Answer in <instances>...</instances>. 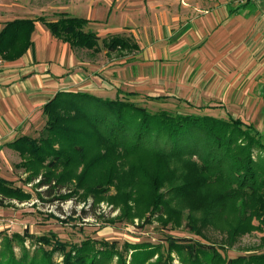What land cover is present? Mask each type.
<instances>
[{"label": "trees", "instance_id": "16d2710c", "mask_svg": "<svg viewBox=\"0 0 264 264\" xmlns=\"http://www.w3.org/2000/svg\"><path fill=\"white\" fill-rule=\"evenodd\" d=\"M58 17L55 21L38 17L8 22L0 31V61L19 60L34 47L36 22L74 50L97 53L102 46L112 52L140 50L131 37L112 35L101 40L88 30V19L66 13ZM44 117L46 124L38 137L23 136L7 145L22 159L16 168L27 174L26 183L41 177L36 187L69 190L59 199L83 191V201L90 196L96 204L116 185L119 193L110 201L124 206L125 219L138 217L151 224L164 209L167 218L161 215L159 219L166 228L189 211L192 231L204 235L203 230L212 226L222 240L190 244L169 236L168 249L162 252L161 245L151 243H125V250L120 251L116 242L86 240L73 245L43 236L38 242L52 250L39 248L32 254L25 241L33 236L14 234L4 239L0 264H60L54 259L57 253L63 257L61 264H112L115 258L117 264H174V253L181 264H264V254L230 259L221 252L244 234L264 227V134L254 125L233 117L166 110L153 114L127 100L71 92H59L47 103ZM149 160L156 165L147 164ZM166 185L172 190L169 202L160 194ZM31 198L0 177V207ZM254 219L260 225L255 226ZM15 241L22 249L19 258ZM158 254V260L151 263Z\"/></svg>", "mask_w": 264, "mask_h": 264}, {"label": "crops", "instance_id": "0c3cea01", "mask_svg": "<svg viewBox=\"0 0 264 264\" xmlns=\"http://www.w3.org/2000/svg\"><path fill=\"white\" fill-rule=\"evenodd\" d=\"M145 1L67 0L59 12L88 19V30L101 40L120 34L135 39L140 50L134 53L103 46L97 53L74 50L36 22L34 47L19 60L1 61L0 169L7 156L18 155L8 144L40 133L44 107L59 92L110 100L130 93L183 102L190 97L197 108H208L205 114L218 118H225L219 107L228 109L233 98L240 104L257 97L260 108L247 124L264 133V1L147 0L152 21ZM23 6V0H0V31L24 19ZM145 33H153L155 40L144 44Z\"/></svg>", "mask_w": 264, "mask_h": 264}, {"label": "rangeland", "instance_id": "374dc122", "mask_svg": "<svg viewBox=\"0 0 264 264\" xmlns=\"http://www.w3.org/2000/svg\"><path fill=\"white\" fill-rule=\"evenodd\" d=\"M66 1L67 0H23L24 6L20 17H45L49 21H55L59 18V12L62 10V5L67 3ZM145 3L147 6L145 14L149 17L151 16L150 20L152 21L153 14L149 11L147 0ZM138 14L143 16V13ZM144 25L146 26V23ZM144 37H146L144 44H149L151 41L155 40V35L153 33H145ZM177 99L176 97H169L158 101H151L147 97L137 96L131 93L123 98L124 101L127 100L137 104V106L145 108L153 114L166 110L173 114L207 115L205 113L208 108H197L198 106L194 105L193 102L195 101L194 98L188 97L190 100L189 102L178 101ZM234 99L235 98L232 100L233 105L227 104L229 106L228 109L222 102H219L220 99L217 100L218 104L224 106L219 107L220 115L225 117L224 119L229 118L226 113L230 112L229 114L232 115L234 119H240L247 123L250 121L249 116L252 111L254 109L259 110L260 108L259 98L257 97L243 98L240 104ZM250 100L252 102L248 103ZM215 108H218V106ZM223 108H225L226 113L223 111ZM234 111L239 115L234 113ZM253 120L254 119H252V121ZM33 137H38V135L35 134ZM194 160H196V158H194ZM21 161L22 159L19 154L13 157L7 156L2 165L4 167L0 169V175L2 174V178L11 182L14 187L20 188L24 192L31 194L32 198L23 203L11 201L6 204L5 207H1L2 210H4L0 217L12 221V226L0 233V250H2L5 244V237L12 238L14 234L24 235L23 237H25L27 233L29 236H33L32 238H26L25 241L26 247L32 254L39 250V248L45 251L52 250L51 246L42 245L38 242L37 238L43 236H55L57 240L73 245H79L86 240L106 241L110 243L116 242L119 244L120 251L125 250L123 247L125 243H151L154 245H161L163 247L162 252H166L168 249L167 240L169 236L185 239V241L190 244H193L195 241L207 243L209 239L213 242L212 244H217L214 242L220 243L222 240V235L219 230H216L212 226H208L203 230L204 235H198L197 232L192 231L188 226L189 211H186L185 215L180 220H177V222L169 223L166 228L162 226L159 219L161 215L164 219L167 218L164 209L160 212L161 215L156 216L151 224H146L145 219L141 220L138 217L129 220L125 219L124 206L116 205L110 201L111 197L117 196L119 193L116 185L109 187V192L103 194V200L99 204H96L95 198L90 196L83 201V191H80V194L78 193L75 197L59 199V196L67 194L69 190L60 187H57L55 190H48V187H36L41 181V177L34 180L32 183H26L27 174L24 173V170L16 168V165L20 164ZM147 164L150 166L156 165L153 160H149ZM171 165L173 166V164ZM171 192L172 190H170L168 185L160 189V194L163 195L165 202L171 200ZM131 205L134 206V202H131ZM253 224L255 226L260 225L258 219H254ZM259 229L260 230H251L241 236L233 247H227L223 250L220 248L219 244L216 246L221 249L222 254L228 256L230 259L238 257L250 258L252 256L263 255L264 227H259ZM13 247L19 258L22 255L21 246L15 241L13 242ZM124 253L126 254V252ZM129 255L130 262L131 254L129 253ZM158 258L159 254L151 259L150 262H156ZM173 258L174 264H181L176 253L173 254ZM54 259L60 264L63 262V257L59 253L55 254ZM112 264H117V258L113 260Z\"/></svg>", "mask_w": 264, "mask_h": 264}, {"label": "built area", "instance_id": "2783aa9c", "mask_svg": "<svg viewBox=\"0 0 264 264\" xmlns=\"http://www.w3.org/2000/svg\"><path fill=\"white\" fill-rule=\"evenodd\" d=\"M0 63H1V61H0ZM11 226H12V221H8L7 219L0 217V232L6 231V229L11 228Z\"/></svg>", "mask_w": 264, "mask_h": 264}]
</instances>
